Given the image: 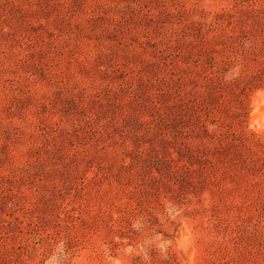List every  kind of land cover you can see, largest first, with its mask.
<instances>
[{"label": "rangeland", "instance_id": "obj_1", "mask_svg": "<svg viewBox=\"0 0 264 264\" xmlns=\"http://www.w3.org/2000/svg\"><path fill=\"white\" fill-rule=\"evenodd\" d=\"M0 264H264V0H0Z\"/></svg>", "mask_w": 264, "mask_h": 264}, {"label": "bare ground", "instance_id": "obj_2", "mask_svg": "<svg viewBox=\"0 0 264 264\" xmlns=\"http://www.w3.org/2000/svg\"><path fill=\"white\" fill-rule=\"evenodd\" d=\"M256 116V115H255ZM257 119V118H256Z\"/></svg>", "mask_w": 264, "mask_h": 264}]
</instances>
